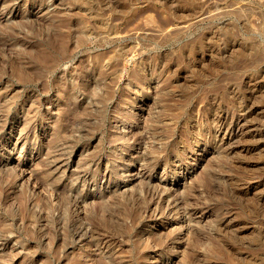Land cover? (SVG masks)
I'll return each mask as SVG.
<instances>
[{"label":"rangeland","instance_id":"obj_1","mask_svg":"<svg viewBox=\"0 0 264 264\" xmlns=\"http://www.w3.org/2000/svg\"><path fill=\"white\" fill-rule=\"evenodd\" d=\"M0 264H264V0H0Z\"/></svg>","mask_w":264,"mask_h":264}]
</instances>
